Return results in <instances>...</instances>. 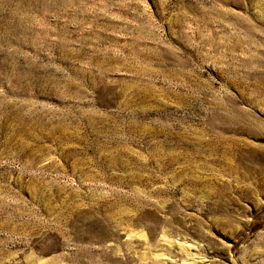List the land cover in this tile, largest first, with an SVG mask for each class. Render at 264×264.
<instances>
[{
    "label": "rangeland",
    "instance_id": "1",
    "mask_svg": "<svg viewBox=\"0 0 264 264\" xmlns=\"http://www.w3.org/2000/svg\"><path fill=\"white\" fill-rule=\"evenodd\" d=\"M0 264H264V0H0Z\"/></svg>",
    "mask_w": 264,
    "mask_h": 264
}]
</instances>
